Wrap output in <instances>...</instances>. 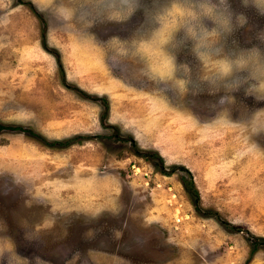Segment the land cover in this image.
Listing matches in <instances>:
<instances>
[{"label":"rangeland","instance_id":"374dc122","mask_svg":"<svg viewBox=\"0 0 264 264\" xmlns=\"http://www.w3.org/2000/svg\"><path fill=\"white\" fill-rule=\"evenodd\" d=\"M203 3L0 0V122L91 134L0 130V264H264V0Z\"/></svg>","mask_w":264,"mask_h":264},{"label":"trees","instance_id":"16d2710c","mask_svg":"<svg viewBox=\"0 0 264 264\" xmlns=\"http://www.w3.org/2000/svg\"><path fill=\"white\" fill-rule=\"evenodd\" d=\"M45 29H46V26L43 25V27H42V41H43V43H44ZM57 64H58V67L62 70L63 67H62V63L60 61L59 56H57ZM62 82H63V84L65 86L71 87L70 86L71 84H68L66 82V79L63 78V77H62ZM81 92L84 93V95H86V96H90V94L88 92H84V90H82ZM96 98H99L101 100V102L103 103V110H102V112L100 114V122H101V124L103 126L111 125L110 123L105 122V116L107 114V108H108V104H107L106 98L102 97V96H96ZM1 129H18V130L27 132L28 134L34 136L35 138H37L38 140H40L41 142H43L47 146L59 147V148H64V147L70 146L71 144H74V143H77V142H81L82 139L89 138L90 135H91L89 133L78 132V133H75V134H72V135H68V136H64V137L49 138V137L45 136L44 134H42L41 132H39L38 130H36L34 128H31V127L24 126L23 124H19V123L13 124V123L0 122V130ZM96 135L102 136L101 134H96ZM132 143L134 144L133 145L134 146L133 150H134L135 153L141 154V155H143V156H145L146 158H149V159H152V158L155 159L156 158L157 161H155L153 163L155 165H157L160 170L165 171L164 165H163L162 156H160V154L156 150L148 149V150H145L143 152H140L136 148L135 141H132ZM174 168H182V169H184L187 172V175H185V174H181L180 175L181 182L183 184L184 189L190 195H192V197H193L192 201H193L194 207L197 210H201V208H200V206L198 204L199 194H198L197 188L194 185L193 178H192L190 170H188L187 168H185L184 166H182L180 164H173L171 166V169L173 170ZM252 238H253L252 239V243H253L252 251H253V250H255L257 248V246L262 241H264V237L263 236L261 237V236L254 235V236H252Z\"/></svg>","mask_w":264,"mask_h":264},{"label":"clouds","instance_id":"9594fccd","mask_svg":"<svg viewBox=\"0 0 264 264\" xmlns=\"http://www.w3.org/2000/svg\"><path fill=\"white\" fill-rule=\"evenodd\" d=\"M202 5H206L207 7L212 9L211 14H203V16L211 19L213 23L216 25L211 30H208L207 27H204L203 29L206 33L209 34L216 33L218 37L221 39L222 33H230L232 31L231 13L229 10L228 0H219L218 4L211 3V0H205V3H203ZM239 19L241 24L245 22L243 16H241ZM252 52H256L259 54L260 58H264V55H262L261 52L256 48H252L251 50L241 53H252ZM244 69H248V68H240L238 70H244ZM227 102L229 103L233 102L232 97L230 96L227 97ZM221 103H225L224 98L221 99ZM261 112H264V110H260L257 113H261Z\"/></svg>","mask_w":264,"mask_h":264}]
</instances>
